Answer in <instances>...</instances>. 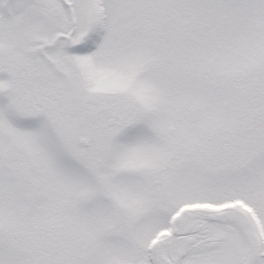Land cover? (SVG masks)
<instances>
[{"label":"snow or ice","instance_id":"obj_1","mask_svg":"<svg viewBox=\"0 0 264 264\" xmlns=\"http://www.w3.org/2000/svg\"><path fill=\"white\" fill-rule=\"evenodd\" d=\"M0 264H264V0H0Z\"/></svg>","mask_w":264,"mask_h":264}]
</instances>
